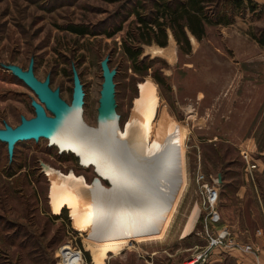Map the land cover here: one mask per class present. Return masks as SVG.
<instances>
[{
    "label": "rangeland",
    "instance_id": "374dc122",
    "mask_svg": "<svg viewBox=\"0 0 264 264\" xmlns=\"http://www.w3.org/2000/svg\"><path fill=\"white\" fill-rule=\"evenodd\" d=\"M152 1L0 0V129L5 125L15 128L21 117H34L31 102H38L36 96L3 68L15 65L26 71L31 60L35 78L43 82L48 77L50 89H59L60 98L67 104L72 98V70H76L84 93L82 120L88 128L97 129L103 83L101 62L107 58L109 69L115 71L118 131L115 129L114 136L120 143L116 146L126 148L127 128L138 112L143 89L149 90L151 103L138 149L140 157L149 165L154 163L164 143L163 122L170 134H179L173 143L168 173L175 182L187 166L189 185L166 242L148 243L154 230L150 225L143 232L137 227L124 228L123 242L118 247L108 244L100 261L94 262L103 219L95 215L80 223L76 216L82 209L69 200L55 207L56 188L42 164L63 179L81 182L84 190L96 187L99 195L120 196L128 191L123 187L118 190L111 180L118 185L119 181L111 175L112 179L104 176L108 173L101 171L97 163H93L96 167L91 163L83 167L73 153H60L45 139L19 142L11 156L6 144L0 142V264L190 261L205 245V212L199 199L198 176L219 191L216 209L221 216L216 223L232 229V218L226 215L225 208L232 210L247 224L238 235L254 242L259 239V187L264 188V47L256 38L264 29V3H257L260 8L254 14H241L231 13L224 0H214L220 3L219 14H226L231 23L207 25L200 41L188 34L189 52L180 51L167 31L164 49L171 51L173 59L169 60L150 54L151 48H159L155 44L146 46L135 41L137 14L143 18L151 16ZM205 1L210 13L214 2ZM74 27L88 34L75 35L70 32ZM126 46L141 48L136 63L127 58ZM244 152L257 163L252 181L244 173ZM241 186L253 195L242 206L236 196ZM195 206L198 217L194 232L181 239V228ZM208 264L255 263L240 253L215 252Z\"/></svg>",
    "mask_w": 264,
    "mask_h": 264
},
{
    "label": "bare ground",
    "instance_id": "6f19581e",
    "mask_svg": "<svg viewBox=\"0 0 264 264\" xmlns=\"http://www.w3.org/2000/svg\"><path fill=\"white\" fill-rule=\"evenodd\" d=\"M150 52L154 56L163 55L169 60L173 59L168 49L151 48ZM150 103V92L148 89H143L138 112L127 128L125 150L116 146V144L120 146L114 136L115 129L118 131L116 113L99 119L97 129L88 128L83 120L72 116L54 139L58 150L73 152L83 166L86 163H91V166L94 162L97 163L98 168L102 167L109 172L129 194L119 196L114 193L115 195L110 197L99 195L96 187L92 191L84 190L81 182H76L73 178L63 179L55 170L44 166L46 176L52 180L56 188L53 196L55 207L69 200L82 209V213L76 216L80 223L95 215L103 219L104 229L95 245L94 262L100 261L101 253L108 244L118 247L123 242L121 231L124 228L137 227L143 232L150 225L154 230L148 243L166 242L189 185L187 166L175 182L169 176L168 164L172 160L173 143L179 134H170L165 128V122H163L164 143L154 163L147 164L139 155L138 149L142 144L150 115ZM100 137L103 139H98ZM104 176L112 179L109 174ZM111 183L118 190H124L113 179ZM94 184L99 187L97 181ZM197 217L198 208L195 206L181 228V239L194 232Z\"/></svg>",
    "mask_w": 264,
    "mask_h": 264
},
{
    "label": "water",
    "instance_id": "95a60500",
    "mask_svg": "<svg viewBox=\"0 0 264 264\" xmlns=\"http://www.w3.org/2000/svg\"><path fill=\"white\" fill-rule=\"evenodd\" d=\"M107 63V58L101 62L103 83L97 108L98 121L111 113H115L116 107L115 86L113 83L115 71L110 70ZM3 68L31 90L38 100V102H31V107L34 111L33 118L25 119L21 117L19 125L15 128L5 125L4 129H0V142L6 144L9 156L12 155L14 146L19 142L30 140L38 142L39 139H45L48 142V146L56 147L54 139L58 136L59 131L67 121L72 116H76V118L82 120L84 93L76 70H72V98L70 104H67L60 98L59 89H50L48 77L43 82L35 78L32 60L26 71L15 65H7L3 66ZM46 112L49 113V116ZM59 152L65 151L59 149ZM75 157L77 158L76 155ZM44 166L42 164L43 170ZM218 182H220V177L218 178Z\"/></svg>",
    "mask_w": 264,
    "mask_h": 264
},
{
    "label": "trees",
    "instance_id": "16d2710c",
    "mask_svg": "<svg viewBox=\"0 0 264 264\" xmlns=\"http://www.w3.org/2000/svg\"><path fill=\"white\" fill-rule=\"evenodd\" d=\"M224 1L231 13L237 11L241 14L246 12L254 14L260 8L252 0ZM208 2H214V0ZM205 3V0H153L151 16L143 18L137 14L139 26L135 41L140 45L151 46L155 44L159 48H164L167 45V31H170L179 50L189 52L188 34L200 41L204 37L207 25H228L232 21V19L227 18L226 14H219L220 3L211 4L210 13ZM70 32L78 36L88 34L86 30L77 27L71 28ZM256 41L264 47V29L260 32V36H257ZM124 51L127 58L134 63L142 54L140 47L126 46Z\"/></svg>",
    "mask_w": 264,
    "mask_h": 264
},
{
    "label": "built area",
    "instance_id": "2783aa9c",
    "mask_svg": "<svg viewBox=\"0 0 264 264\" xmlns=\"http://www.w3.org/2000/svg\"><path fill=\"white\" fill-rule=\"evenodd\" d=\"M253 1V0H252ZM244 173L247 179L254 180V172L257 170V163L248 152L242 154ZM197 183H201L200 204L205 216L202 219V236L205 245L200 251L192 256L190 261L181 264H208L215 252L221 254L240 253L253 259L255 264H260L259 245L248 239H242L239 232L226 226L214 228L211 226L213 218L217 215L219 203V191L215 185L204 181L203 176H198ZM259 234V231L257 232Z\"/></svg>",
    "mask_w": 264,
    "mask_h": 264
},
{
    "label": "crops",
    "instance_id": "0c3cea01",
    "mask_svg": "<svg viewBox=\"0 0 264 264\" xmlns=\"http://www.w3.org/2000/svg\"><path fill=\"white\" fill-rule=\"evenodd\" d=\"M254 1L256 3H258V4L259 3H264V0H262V1L261 0H254ZM162 49H164V48H162ZM262 177L264 178V176H262ZM263 181H260L259 185L263 186ZM236 196L241 199V201H239L241 206H242L243 203H245L247 200H249V197H253L252 194H249V190L245 186L239 187V189L236 191ZM233 208H234V206H232V209ZM225 212H226V215H228L230 218H232V221H229L230 222L229 224H230V226L232 227L233 230H235L237 232H240V231L242 232L243 230H246V229H244V227H247V224L245 225L244 221L241 222L242 218L239 219L235 215L237 217L236 218L232 214V210H229V209L225 208ZM220 216H221V213H220V215L217 213L216 217L213 218V222L212 223H215V224L214 225L211 224L212 227L221 228V227H224L225 225H227V224L224 225V224H217L216 223V221L219 219ZM230 218L228 220H230ZM259 220L262 221V225H261V227L259 226V239H256L255 241L259 245V248H260V253H259L260 262H261V264H264V188L263 187H259Z\"/></svg>",
    "mask_w": 264,
    "mask_h": 264
},
{
    "label": "flooded vegetation",
    "instance_id": "af4514ba",
    "mask_svg": "<svg viewBox=\"0 0 264 264\" xmlns=\"http://www.w3.org/2000/svg\"><path fill=\"white\" fill-rule=\"evenodd\" d=\"M99 139V138H98ZM101 139H103V137L101 138ZM118 145V144H117ZM125 147H126V145H125ZM127 148V147H126ZM140 151V150H139ZM140 154H141V152H140ZM142 155V154H141ZM83 157L85 158V156L83 155ZM84 160H87V159H84ZM78 162L80 163V161H79V159H78ZM100 164V163H99ZM81 166H83L82 164H81ZM86 166V165H85ZM85 166H83V167H85ZM100 166V165H99ZM101 167V166H100ZM102 168V167H101ZM54 170V169H53ZM101 171H103V172H105V173H108L109 175H111L109 172H107L106 170H104L103 168L101 169ZM58 173V172H57ZM101 173V172H100ZM102 174V173H101ZM46 175V174H45ZM112 176V175H111ZM113 177V176H112ZM114 178V177H113ZM49 179V178H48ZM115 179V178H114ZM116 181H118L117 179H115ZM99 183V182H98ZM119 185H120V182H119ZM121 186V185H120ZM122 187V186H121Z\"/></svg>",
    "mask_w": 264,
    "mask_h": 264
}]
</instances>
